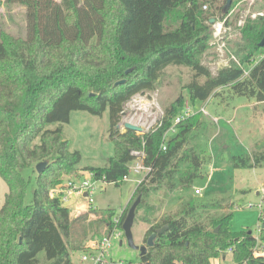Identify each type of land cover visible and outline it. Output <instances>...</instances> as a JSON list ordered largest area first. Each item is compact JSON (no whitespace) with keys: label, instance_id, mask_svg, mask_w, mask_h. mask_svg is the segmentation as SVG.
Segmentation results:
<instances>
[{"label":"trees","instance_id":"16d2710c","mask_svg":"<svg viewBox=\"0 0 264 264\" xmlns=\"http://www.w3.org/2000/svg\"><path fill=\"white\" fill-rule=\"evenodd\" d=\"M203 2L0 0V7L23 5L26 17V35L0 28V177L8 187L0 206V264H72L71 252L83 248L68 245L75 235L73 224L88 220L86 228L94 230L92 236L110 229L114 210L88 206L86 212L71 218L69 208L49 195L64 175L75 172L81 158L62 137L61 125L69 121L71 111L101 116L108 108V136L114 147L106 165L79 170L91 171L96 179L117 186L128 173L134 158L131 151H143L148 171L134 195L140 196V207L149 211L146 199L151 192L161 186L169 191L189 188L201 176L200 154L189 143L191 133L201 124L200 111L173 123L184 104L178 96L159 122L143 133L120 129L125 104L133 96L155 91L167 67L183 66L191 71L183 87L193 104L219 95L220 88L264 102V45H260L264 0L263 14L244 18L237 29L235 54L241 65L249 64L247 74L234 62L215 71L203 62L212 47L210 20H216L214 11L203 10ZM232 5L225 7L224 2V14ZM50 123L59 125L48 128ZM171 126L174 131L165 138ZM233 161L235 167H264V150L234 156ZM39 162L45 163L40 173L35 169ZM32 165L36 185L31 202L26 203L30 176L22 170L32 171ZM223 201L188 197L175 214L150 224L143 243L156 229L166 228L139 262L209 264L225 257L230 248L234 264H264V254L256 253L264 250V194L258 236L251 230L232 231L229 224L235 205L227 202L223 209ZM86 236L80 239L82 243ZM40 252L45 254L43 262L37 258Z\"/></svg>","mask_w":264,"mask_h":264},{"label":"rangeland","instance_id":"374dc122","mask_svg":"<svg viewBox=\"0 0 264 264\" xmlns=\"http://www.w3.org/2000/svg\"><path fill=\"white\" fill-rule=\"evenodd\" d=\"M203 1L202 6L207 5L206 9L202 7L203 10L214 11L216 21L224 23L221 34L216 36L212 34L211 51L207 53L203 62L209 64L212 71L222 66L224 61L220 60L221 57L228 64L235 63V60L240 62L234 47L238 36L237 29L240 27L236 25L237 20L259 12L263 14V0H231L233 5L227 14H224V2L226 5L227 0H213V4L206 0ZM0 28L16 35H26L25 7L20 4L2 5L0 7ZM218 46H221L222 52L218 51ZM260 57V55L255 57V62ZM248 66L249 64L242 65L246 70ZM190 77L191 71L187 67L169 66L165 69L155 91L135 95L140 96L141 100L134 107L130 103L124 107L121 120L132 121L143 129H148L158 123L165 108L178 96H181L184 101L178 111L180 113L187 106L193 114L198 113L201 107L204 108V111L200 112L201 124L191 133L189 142L190 145L196 146L200 154L201 176L195 178L189 188L169 191L165 186H161L151 192L146 199L151 207L149 211L137 205L131 226L133 240L137 245L143 243V234L150 224L175 214L181 202L188 197L199 201L224 198L223 209L227 202L234 203L235 209L230 220V229L232 231L251 230L253 235L258 236L259 214L264 194V167H235L233 157H246V155H251L252 151L264 150V102L260 103L243 96L233 95L228 88H220L218 89L219 95H211L206 101H196L193 104L183 87ZM58 125V123H50L47 127L54 128ZM109 125L108 108L101 116L84 110L71 111L69 121L61 125L62 137L69 141L70 150H77L81 158L75 172L72 175L66 174L63 178L80 175L79 167H99L107 164L109 157L114 153L113 142L108 136ZM171 134V131H167L165 138L170 137ZM32 169V171L29 168L22 170L25 176H30L24 199L26 203L31 202L36 185L34 165ZM145 173L146 170H142L141 173L131 171L127 178L117 186L113 183L97 182L92 207L99 210L109 208L117 213L121 208L127 210L136 199L134 195L136 186ZM196 188L200 189V193L194 192ZM7 191L8 187L0 177V206L4 202ZM82 204L85 202L81 201L76 205L74 200H71L65 205L70 208L71 218L89 209ZM221 211L223 210L217 212L221 213ZM141 217L147 218L148 221L144 222ZM87 222L88 220L85 223L77 221L73 224L75 235L70 238L69 246L83 247L85 240L82 243L80 239L86 234V237L93 235L94 230L86 228ZM84 227L86 234L82 232ZM121 239V242L120 239L111 240L107 261L137 264L139 251L128 246L125 234ZM82 254L83 248L72 251V264H82L80 261ZM37 258L41 262L46 260L44 252H40ZM209 264L234 263L231 253L227 250L225 257L214 258Z\"/></svg>","mask_w":264,"mask_h":264},{"label":"built area","instance_id":"2783aa9c","mask_svg":"<svg viewBox=\"0 0 264 264\" xmlns=\"http://www.w3.org/2000/svg\"><path fill=\"white\" fill-rule=\"evenodd\" d=\"M203 8H206V5H203ZM257 15H262L261 12L257 14H252L251 17H256ZM244 23V18H239L237 20L236 25L242 26ZM223 22H217L216 20L212 24L213 32L212 34L214 36L221 34L223 29ZM230 27V26H229ZM218 51L222 52L221 46H218ZM220 60L224 61L222 62V66L228 65L226 60L224 58H220ZM235 63L239 66H242L240 62H237L235 60ZM243 68V67H242ZM244 74H247L248 69H244ZM140 96H133L127 103L133 104V107L140 101ZM126 103V104H127ZM125 104V105H126ZM192 110L187 106L184 108V110L179 113L173 123H177L186 117L193 114L191 112ZM200 112L204 111V108L201 107L199 109ZM124 122H131L127 121L125 119H122L120 122L121 128H123ZM135 124V123H134ZM157 124V123H156ZM155 124V125H156ZM147 129V128H146ZM168 131L173 132L174 126H171ZM166 133L164 134V137L166 136ZM161 149L165 150L166 146L165 143L161 145ZM131 154L134 156L133 160H131L128 164V173L127 175L122 177V181L127 178L129 173L131 171L136 173H141L142 170L148 171V167H145L143 164V157L144 153L142 150H132ZM97 182H103L105 181L101 179H96L94 177L93 172L91 171H81L80 175L78 176H71L64 178L61 182L56 184L50 191L49 195L50 197H56L60 200L62 205H66L71 200H74L76 205H78L79 202L83 201L85 202L86 207L91 206L92 207V201H93V195L96 191V183ZM107 183V182H106ZM194 192L196 194L200 193V189H195ZM68 207V206H66ZM69 208V207H68ZM70 209V208H69ZM123 208H121L120 212L114 211L113 215L110 218V229L107 233L101 234V235H94L89 236L84 241L83 245V254L80 257V261L82 264H124V262H114V261H107V255H108V249L111 247V240L112 239H120V242L122 241V237H124V230L122 228L123 221H121V216L123 214ZM229 252L231 249H227ZM258 250V249H257ZM256 253L264 254V250H258ZM137 264H142L138 262Z\"/></svg>","mask_w":264,"mask_h":264},{"label":"water","instance_id":"95a60500","mask_svg":"<svg viewBox=\"0 0 264 264\" xmlns=\"http://www.w3.org/2000/svg\"><path fill=\"white\" fill-rule=\"evenodd\" d=\"M231 3V0H227L226 1V6L228 7ZM211 23L214 22L213 19L210 20ZM260 45H264V35L260 41ZM129 71V70H127ZM123 80H120L118 82H122ZM123 128L126 129H130L133 131H137L139 133H143L146 129H143L141 126H138L137 124L131 123V122H124L123 123ZM45 166L44 162H39L35 165V169L38 173H40L43 168ZM140 202V196H137L136 199L133 201V203L130 205V207L127 210L126 216L124 218L123 224H122V228L124 230V234H125V238L127 241L128 246H130L133 249H137L139 251V257L143 256L146 252H147V248L152 246L154 243V239L156 237L157 234H161L164 232V229L166 228V226H163L161 228L156 229L155 231H153L146 239L145 243H142L140 245H137L134 243L133 240V236H132V232H131V226L133 224L134 221V216H135V210L137 205Z\"/></svg>","mask_w":264,"mask_h":264},{"label":"crops","instance_id":"0c3cea01","mask_svg":"<svg viewBox=\"0 0 264 264\" xmlns=\"http://www.w3.org/2000/svg\"><path fill=\"white\" fill-rule=\"evenodd\" d=\"M255 102V101H254Z\"/></svg>","mask_w":264,"mask_h":264}]
</instances>
